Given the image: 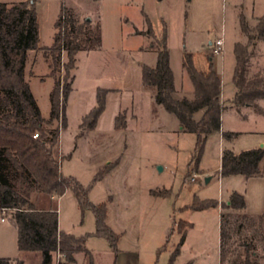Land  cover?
<instances>
[{"label":"rangeland","instance_id":"374dc122","mask_svg":"<svg viewBox=\"0 0 264 264\" xmlns=\"http://www.w3.org/2000/svg\"><path fill=\"white\" fill-rule=\"evenodd\" d=\"M31 1L39 16L40 46L52 43L62 3L74 6L81 19L90 17L102 26L103 60L96 59L92 75H88L86 53L77 54L76 67L71 70L73 90L65 112L53 126L61 127L63 174L76 178L87 189L93 204H106L108 225L118 237V254L106 237L96 234L94 209L83 208L72 189L53 202L47 195L33 198L40 206L51 201L58 208L60 230L86 237L91 254L77 253V264H219L220 207L193 210L189 206L195 200L209 199L218 200L221 206L237 191L248 201L247 213L264 212L262 176H222L219 171L223 147L241 152L261 146L260 140H264V132L255 133L256 128L264 131V122L256 126L255 121L237 119L229 102L235 63L233 43H248V37L241 32L238 13L243 10L249 15L247 20L254 34L258 20L250 16L264 14V0ZM147 19L156 38L143 32L148 28ZM165 35L176 85H183L178 87V97H192L194 91L183 66L186 53L192 55L199 70L208 71L213 62L225 85L226 101L220 96L226 102L224 129L235 134L230 138L220 132L208 135L200 158L197 134L182 130L177 116L164 107H152L153 92L143 89L142 67L156 63L158 51L152 43ZM220 37L226 41L224 51L215 54L212 45ZM255 43L248 62L250 75H264V42ZM63 61L68 62L66 54ZM25 72L43 116L48 117L55 79L49 75L41 49L30 52ZM65 75L63 69L62 88ZM98 87L115 91L105 121L106 127L110 126L121 107L116 131L82 127L83 117L96 105ZM201 115L199 112L197 117ZM186 222L192 226L180 254L174 258ZM17 238V228L0 212V257H24V252L18 250ZM258 250L262 252L260 245ZM53 257V264L64 258L59 251ZM27 259L30 264L39 262L37 254Z\"/></svg>","mask_w":264,"mask_h":264},{"label":"trees","instance_id":"16d2710c","mask_svg":"<svg viewBox=\"0 0 264 264\" xmlns=\"http://www.w3.org/2000/svg\"><path fill=\"white\" fill-rule=\"evenodd\" d=\"M144 33L156 38L151 21ZM256 33L244 14L241 29L248 43H235L236 66L233 80L237 87L234 104L237 107L254 106L264 99V75H250L248 62L257 41L264 40V15L257 19ZM101 22L87 17L81 19L74 6L62 3L55 23V33L50 45L39 47L40 22L35 2L31 0L0 1V212L5 213L17 228V245L21 252L39 255L38 264H53L56 251L64 257L59 264H77L76 254L91 252L86 247V237L60 230L59 211L53 199L72 189L83 208L94 209L97 221L96 234L106 237L117 253V234L108 225L105 203L93 204L87 189L73 176L62 172L63 157L60 152L61 127L53 126L62 112L72 91L76 57L81 51L102 47ZM158 51L154 65L142 67L144 88L154 93L156 105L163 106L177 116L182 130L196 133L199 158L207 136L220 132L221 115L225 105L221 101L222 81L210 63L208 71L199 70L190 53H186L183 66L193 85V96H177L175 75L171 66L167 36L152 43ZM42 50L49 67V75L55 79L50 92V115L45 118L26 77V63L32 50ZM67 55L68 62L63 61ZM63 69L66 83L61 82ZM110 90L97 89L96 105L83 117L82 127L94 129L106 108ZM63 98V100H62ZM202 112L200 118L198 113ZM121 117L116 118V128ZM64 124V122H63ZM62 124V126H63ZM38 136L35 137V134ZM234 132H223L226 138ZM222 176L264 175V147L235 152L225 149L222 153ZM100 176V175H99ZM35 195H47L50 201L40 206ZM220 205L218 200H195L189 209L202 210ZM244 194L233 192L227 202L221 204L220 255L221 264H260L264 257V213L255 215L245 211ZM187 223V222H186ZM188 222L181 228L182 237L174 258L181 252ZM262 247V252L258 250ZM0 264H30L27 257H0Z\"/></svg>","mask_w":264,"mask_h":264},{"label":"crops","instance_id":"0c3cea01","mask_svg":"<svg viewBox=\"0 0 264 264\" xmlns=\"http://www.w3.org/2000/svg\"><path fill=\"white\" fill-rule=\"evenodd\" d=\"M0 1H6V2H13V1H22V0H9V1H7V0H0ZM243 7V6H242ZM239 15V18L241 19V15L242 14H244L245 16H246V18H247V16H249V15H247V14H245V12L243 11V10H240V13H238ZM264 14H252L250 17H254V18H260V17H262ZM90 18V17H89ZM143 31H146V29H143ZM241 32H242V30H241ZM243 33V32H242ZM241 33V34H242ZM245 35V34H244ZM238 41H241V40H236L234 43H233V47H232V49H233V53H234V58H235V63H234V67H233V73H232V82H233V90H232V92H231V94H229L231 97L229 98V102H232V105L230 106V109L231 110H234V112H235V115H236V117H237V119H240V120H245V121H249V120H252V121H255L256 122V126H257V124L258 123H261V124H263V122H264V99H259L258 101H257V103H258V106L257 107H254V106H242V107H237L235 104H234V101H235V97H236V93H237V87H236V85H235V83H234V80H233V76H234V69H235V66H236V55H235V52H234V47H235V43H237ZM260 41H262V42H264V40H260ZM225 40H224V46H225ZM44 46H46V45H44ZM44 46H40V43H39V47L41 48V47H44ZM223 51H224V49H223ZM222 51V52H223ZM31 52V51H30ZM81 52H85L86 53V67H87V69H88V71L87 72H89V74L88 75H92L91 74V72L93 71V66H94V63H96L95 61H96V59H100V60H103V57H104V50H103V48L101 47L100 49H95V50H90V51H81ZM220 54H222V53H220ZM29 55H30V53H29ZM263 57V56H262ZM44 62L46 63V65H47V69L49 70V67H48V64H47V62L44 60ZM213 63V62H212ZM213 65H214V63H213ZM215 70L217 71V73L219 74V76H220V78H221V81H222V86H221V96H222V98H223V100H225L226 101V99H227V95H226V93H225V85L223 84V78H222V76L220 75V73H219V71H218V69H217V67L215 68ZM202 71H204V70H202ZM207 71V70H206ZM191 79V78H190ZM187 80H188V78H187ZM192 81V80H191ZM193 84V83H192ZM175 85H176V81H175ZM181 88V87H183V85L181 86V85H176V89H177V91H178V89L179 88ZM99 88V87H98ZM97 88V89H98ZM110 91L108 92V94H107V102H106V108H105V110L103 111V113L100 115V117H99V119H98V122H97V125H96V127L94 128V129H91L92 131L93 130H95V131H101V130H108V131H112V130H114V131H116V130H118L117 128H116V118H117V116L119 115V113L122 111V109H121V107L114 113V122H112L111 124H110V126H108V127H106L107 125H106V119H105V117H106V115H107V112H108V108H109V100H110V98H111V96H113V93H115V91H114V89L113 88H108ZM143 89H146V88H144L143 87ZM52 90V89H51ZM72 90H73V87H72ZM147 90V89H146ZM192 91V90H191ZM51 92V91H50ZM72 92V91H71ZM71 92H70V94H71ZM153 92V91H152ZM69 94V95H70ZM69 98V97H68ZM151 98H152V107L153 106H155L156 104H155V100H154V93H152V95H151ZM96 102H97V92H96ZM225 101H223L222 103L224 104V102ZM226 103V102H225ZM225 105V104H224ZM161 105H156V109L158 110V108L160 107ZM163 107V106H162ZM225 109L226 108H224V110L222 111V115H221V120H222V127H221V131H220V133L222 134V136H223V132H226V130L224 129L225 127H224V118H223V116H224V111H225ZM134 115H135V113H134ZM136 116V115H135ZM49 117V116H48ZM48 117H45V118H48ZM181 129H182V126H181ZM256 130H257V132H255V133H258V132H260V131H262V132H264L263 130H260V129H258V128H256ZM230 132H234L235 133V131H230ZM261 141V143H262V145L261 146H258V147H264V140L263 139H261L260 140ZM257 147V148H258ZM225 150V148L223 147V149H222V151H221V163H222V153H223V151ZM219 171H221V164H220V170ZM250 178H252V177H250ZM262 178H264V175L262 176ZM63 196V195H62ZM62 196H60V197H62ZM60 197H56V198H60ZM229 200V198L225 201V200H223V201H225V202H227ZM247 201V200H246ZM219 207H220V214H221V211H222V209H221V206L220 205H218ZM247 206H249L248 205V201H247ZM251 213H253V214H255V213H259V212H251ZM261 213H264V212H261ZM16 228V227H15ZM14 232H15V229H14ZM12 234H13V232H12ZM112 248V247H111ZM19 250V249H18ZM112 250H113V248H112ZM114 253L117 255L118 254V252L116 253L115 251H114ZM24 257H29L30 255H28L27 253H24V255H23ZM39 256V255H38ZM24 257H22V258H24ZM8 258H10V257H8ZM15 258H17V257H15ZM219 264H221V255H220V251H219ZM260 264H264V257H262L261 258V260H260Z\"/></svg>","mask_w":264,"mask_h":264},{"label":"built area","instance_id":"2783aa9c","mask_svg":"<svg viewBox=\"0 0 264 264\" xmlns=\"http://www.w3.org/2000/svg\"><path fill=\"white\" fill-rule=\"evenodd\" d=\"M212 47H213V53L220 54L224 49V38L223 37L218 38L213 43ZM37 136H38V133L35 134V137H37Z\"/></svg>","mask_w":264,"mask_h":264},{"label":"water","instance_id":"95a60500","mask_svg":"<svg viewBox=\"0 0 264 264\" xmlns=\"http://www.w3.org/2000/svg\"><path fill=\"white\" fill-rule=\"evenodd\" d=\"M207 181H209L210 180V177H207V179H206Z\"/></svg>","mask_w":264,"mask_h":264}]
</instances>
